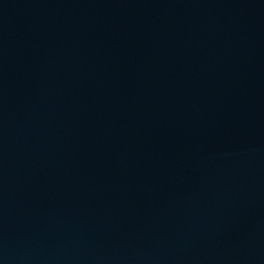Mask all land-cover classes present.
Wrapping results in <instances>:
<instances>
[{"label": "water", "instance_id": "water-1", "mask_svg": "<svg viewBox=\"0 0 264 264\" xmlns=\"http://www.w3.org/2000/svg\"><path fill=\"white\" fill-rule=\"evenodd\" d=\"M0 264H264V0H0Z\"/></svg>", "mask_w": 264, "mask_h": 264}]
</instances>
